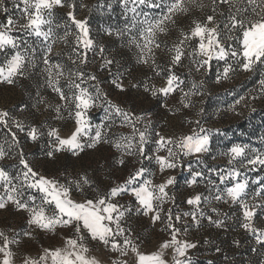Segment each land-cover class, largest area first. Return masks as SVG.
Listing matches in <instances>:
<instances>
[{"label":"rangeland","instance_id":"obj_1","mask_svg":"<svg viewBox=\"0 0 264 264\" xmlns=\"http://www.w3.org/2000/svg\"><path fill=\"white\" fill-rule=\"evenodd\" d=\"M185 2L188 7L187 14L177 13L173 17L175 23L166 22V32H157L155 36L156 43L160 45L159 48L152 45L155 64L151 58L148 64L138 62L140 49L129 43L130 35L125 26L130 25L133 16L129 11L133 7L131 2L125 8L121 0H65V4L72 3L75 7H55L51 10V15L46 16L50 24H45L42 30L47 32L51 28L52 34L48 40L19 30L18 27L13 30L11 35L17 40L18 48L7 46L5 50L0 51V66L6 67L7 60L17 51L26 59L23 75L13 77L14 82L11 84L0 81V111L9 113L6 118L7 126L0 124V150L5 153V156L0 158V169L8 173L13 185L20 187L22 195L19 198L27 201L29 206H33V202L29 200L30 196L35 197L34 204L38 206L43 194L22 186L23 166L19 163L21 154L35 172L58 180L61 184H66L69 180L75 182L82 175L87 176L90 184L82 185V191L77 190L75 183L71 185L70 195L77 202L108 193L111 188L125 182L130 174H134L141 167L146 169L144 178L151 179L154 184L163 182L169 176L174 177V183L167 188L169 199L161 205L162 219L157 221V227L152 225L155 230L166 228L165 214L171 210L173 217L178 214L182 217L176 223V227L180 229L178 239L196 244L194 249L188 250V258L192 264H264V242L258 243L256 239L258 234L264 233V209H256L252 224L259 232L253 233L241 227L244 218L239 204L232 203L230 199H214L215 195L234 183L230 180L220 182L219 174L226 175L230 169H238L242 173L238 179L249 181L247 195L244 197L249 204L259 202L253 199V193L261 188L259 181H264V166L244 168L239 163V158L229 165V156L225 154L234 144L248 145L246 152L249 157L254 155L252 149L257 153H264V86L260 83L264 80V58L256 61L250 71H245L241 67L242 33L225 27L229 23L230 11L235 13L237 8L248 9L246 13L240 14V18L251 20L257 17L248 6L247 0H230L226 4L217 0L215 14L212 0H196L195 4L187 3V0ZM256 2L257 5L264 6V0ZM201 4L203 7H200ZM4 6L7 12L0 9V24H6L9 18L20 24L25 23L21 14V0H4ZM70 10L77 20L86 21L89 38L93 40L91 50H85L82 45H78L76 37L79 30L67 15ZM164 11L166 8L163 4L161 8L137 5V12L141 13L137 19H144L143 13H147L149 17H158ZM256 11H260V8L257 7ZM208 15H214L215 24L208 26L218 27L217 39L228 55L224 59L214 55L207 65L197 71L193 57L188 55L198 44V39L194 38L183 46L181 63L171 66L173 47L183 39L181 33L189 32L194 26L193 21L205 22ZM109 30L111 35L108 34ZM117 31L124 32V35H116ZM66 32L68 35L65 37ZM134 34L139 39L136 30ZM48 46H51L50 53ZM101 46L105 49L103 58L100 54ZM74 48L87 52L86 65L79 63L76 53L73 52ZM233 51L238 53L236 57L231 55ZM46 56L50 60L49 65L43 62ZM104 58L114 62L105 67ZM196 59L202 60L206 57L197 55ZM73 60H76V63H73ZM56 64L61 65L64 75L56 77L57 69L52 67L53 79H58L59 86L69 96L78 91L71 87L70 81L80 83L74 75L70 76V73L74 74L80 69L96 77L95 80L85 77L81 83L82 88L88 89L89 93L97 98L96 106L87 110V121L91 129L90 135H94L99 126L109 143L101 142L95 148H85L79 155L63 150L55 152L51 158L47 156L53 143V138L47 135L48 131L55 128L61 137H67L75 127L74 105L65 104L60 100L59 94L48 84L47 69ZM170 66L172 72L183 81L180 85L183 92L193 93L188 98L191 104L188 108L180 103L182 92L179 90L167 97H153L150 92L144 90L145 84L156 89L164 86ZM229 66L231 71L228 77L222 78L224 68ZM157 72L161 74L157 75ZM118 75L122 78L124 91L118 90L113 84ZM218 77H221L219 82ZM134 84L138 86L133 87ZM240 97L245 99L236 105L234 110H230V106ZM58 105L59 114L55 110ZM110 105L119 107L122 113H128L136 129L146 131L144 156L135 148L132 149V155H127L113 147L122 137L132 136L133 131L124 116L117 114L115 108ZM137 117L140 119L137 120ZM16 122L21 123L25 130L20 131ZM33 126L37 127L40 133L36 141L27 135L28 129ZM200 127L208 130L210 134L207 152L185 156L175 148V144L157 150L155 141L159 136L179 141L184 136L193 134V130L199 132ZM13 134L15 140L12 139ZM135 140L139 141L138 133ZM168 148L178 152L179 163L175 169L161 172L155 157H167ZM120 159L124 160L122 165L117 163ZM194 172L201 173V176L196 177V182L189 185ZM3 194L4 188L0 187V195ZM196 195L202 197L199 206L187 204V199ZM4 199H7L6 196ZM197 207L204 213L201 217L197 212L198 223L193 221L191 215H183L196 212ZM45 208L47 214L51 215L52 208L47 205ZM208 217L213 221L221 220L223 226L216 227ZM27 220L28 213L18 211L11 202L0 209V232L12 241L9 248L13 252L14 264H23L25 257L38 259L44 249L63 247L65 238L73 236L71 228L58 226L55 231H43L29 226ZM25 232H30L31 235H25ZM128 237L137 246L138 251L144 254H150L148 250L154 244L170 239V236L166 235L148 243H138L132 236ZM117 239L123 245L124 237ZM2 243L3 240L0 239V245ZM86 246L89 248L88 255L95 257L99 264H113L114 260L119 261V264H135L136 256L130 249L127 255L122 256L119 250L113 251L110 245L106 247L90 239L86 241ZM217 248L220 249L219 252ZM172 255L171 249L165 253L164 259L168 264H173Z\"/></svg>","mask_w":264,"mask_h":264},{"label":"snow or ice","instance_id":"obj_2","mask_svg":"<svg viewBox=\"0 0 264 264\" xmlns=\"http://www.w3.org/2000/svg\"><path fill=\"white\" fill-rule=\"evenodd\" d=\"M21 2L23 3L21 14L25 23L20 24L18 21L9 18L6 24H0V29H3L0 31V51L5 50L7 46H11L14 49L18 48L17 40L11 35L12 31L17 29V27L19 30L29 32L37 37H43L45 40H48L52 34L51 28H49L47 32L42 30L45 24H50V20L46 19V16H50L51 10L55 7L67 6L69 9L75 7L72 3L65 4V0H21ZM129 2L133 5V7L129 9V11L133 13L131 23L125 26L126 32L130 35L129 43L134 44L135 47L140 49L141 54L138 58V62L148 64L151 58L152 63L155 64V53L152 45H155L156 48L160 47V45L156 43L155 36L157 32H166V22L171 21L175 23L173 17L177 13L187 14L188 7L186 6V2L185 0H121L125 8H127ZM229 2L230 0H219L221 4ZM187 3L195 4L196 0H187ZM212 3L214 5L213 13L215 14L217 0H212ZM247 3L248 6L252 8V12L257 18L251 20L240 18V14L246 13L248 9L237 8L235 13L230 11L229 23L226 24L225 27L231 30H239L242 33L241 45L243 62L241 63V67L245 71H250L252 65L256 61L264 58V6L257 5L256 0H247ZM162 4L166 8V11L162 12L160 16L149 17L147 13H143L144 19H137V17L141 15V13L137 12V5H146L149 8H161ZM81 6L84 7V5ZM17 7H19V4ZM200 7H203V5L201 4ZM257 7L260 8V11H256ZM0 9L7 12V8L4 6V0H0ZM67 15L79 30V34L76 37L78 45H82L85 50H91L93 48V40L89 38V29L86 26V21L77 20L71 10ZM221 15H223V13H221ZM209 24H215L214 15H208L206 21L203 23L193 21L194 26L190 31L181 33L183 39L173 47L174 55L171 56V66H176L181 63L182 56L184 55V51L182 50L183 46L194 38L198 39V44L188 55L193 57V63L197 65V71H200L204 65H207L214 55L219 59H224L228 55L217 39L218 27H209ZM134 30L138 32L139 39H137V36L134 34ZM108 34H112L111 30H109ZM67 35L68 33L66 32L65 37ZM116 35L122 36L124 32L117 31ZM65 37H61V39ZM141 41L143 43H141ZM104 51L105 49L101 46L100 54L102 58ZM48 52H51V46H48ZM73 52L76 53L81 65H86L88 63L86 51L80 52L78 48H74ZM197 55L206 57V59L197 60ZM231 55L236 57L238 53L233 51ZM25 59V56L21 55L19 51L13 54L11 58L7 60L6 67L0 66V81L11 84L14 82L12 79L13 77L23 75ZM43 62L45 65L50 64V60L47 56L44 58ZM72 62L76 63V60ZM113 62L112 59L104 58L103 66L106 67ZM171 66L169 67V74L166 76L164 86L156 89L150 88L145 84L144 90L150 92L153 97H157L158 95L167 97L179 90L182 92L180 103L183 107L188 108L191 106L188 98L193 93L183 92V89L180 87L183 81L172 72ZM52 67L57 69L55 73L56 77H62L64 75L61 65L56 64L50 66L47 69L48 84L53 88V91L59 94L60 100L64 101L65 104L74 105L75 127L67 137H61L58 130L55 128L48 131L47 135L53 138V143L50 150L47 152V156L51 158L54 156L55 152L63 150H68L72 152L73 155H79L85 148H95L96 145L101 142L109 143V141L104 138L105 133L99 126L95 129V134L90 135L91 129L87 121V110L90 107L96 106L95 101L97 98L93 97L88 89L82 88L81 83H83L85 77L89 80H95L96 77L80 69H77L74 74L70 73V76L74 75L80 83H76L75 80L70 81L71 87L78 91L73 92L72 95L69 96L66 95L59 86L58 79H53ZM230 71V66L225 67L222 78L226 79ZM160 74V72H157V75ZM220 79L221 77H218L217 82H219ZM260 83L264 86V80ZM113 84L118 90H125L122 78L119 75L113 80ZM132 86L137 87L138 85L134 84ZM193 87H195V85ZM244 99L245 97H240V99L236 100L235 103L230 106V110H234L235 106L240 104ZM110 106L115 108L117 114H122L124 116L125 121H128L132 126L133 131L132 136L122 137L120 141L113 144V147L118 151L125 152L127 155H132V149L135 148L141 156H144V145L147 141L146 131L136 129L128 113H122L121 109L115 105ZM55 110L59 114L60 106L58 105ZM8 116L9 113L7 111H0V124L7 126L8 121L6 118ZM136 119L139 120L140 118L137 117ZM197 124L199 125V121H197ZM16 127L20 131L25 130L23 125L19 122H16ZM137 133L139 136L138 142L135 140ZM27 135L31 140L36 141L40 135L39 129L34 126L30 127L27 131ZM157 135L159 136V133H157ZM12 139L15 140L14 134ZM209 139L210 134L208 130L200 127L199 132L193 130V134L184 136L179 141H175L171 137L166 138L164 136H159V139L156 140L155 143L158 145L157 150H159V148H164L166 145L175 144V148L183 155L187 156L207 152ZM247 149L248 145L240 144H234L228 149L225 154L229 156V165H232L239 158V163L244 168L251 166L254 169L256 166H264V153H257L255 149H252L251 151L254 155L249 157L246 152ZM4 156L5 153L3 150H0V158ZM155 159L160 166L161 172H164L166 169H175L179 163L178 152L174 151L172 148H168L167 157L156 156ZM19 163L23 166L21 173L23 176L22 186L35 189L42 193L41 204L38 206L35 205V197L32 196L29 197V200L33 202V206H29L27 201L20 199L19 197L22 195L20 187L13 185L8 173L0 169V182H3L0 184V187L4 188V194L0 195V209L5 208L6 204L11 202L18 211L22 210L28 213L27 223L29 226H35L43 231H55L58 226L73 229V236L65 238L63 247L55 249L46 248L38 259L25 257L23 264H49V261L50 264H99V261L95 257H90L88 255L89 248L86 246V241L89 239L102 243L106 247L110 245L113 251L119 250L122 256L127 255L130 249L136 256L135 264H168L164 259V255L169 249L173 252V264H192L191 260L188 258V250L194 249L196 244L178 239L180 229L176 227V223L182 219L181 215L178 214L173 217L171 210L165 214V227L167 230H170V239H166L160 243L158 251L151 254H144L138 251L137 246L128 236H125V229L121 227L120 224L126 212L131 214L132 209L124 208V206L112 202L113 197L130 190L138 205L136 212L146 216L151 214L150 219L153 223L160 221L162 219L161 212L163 211L161 205L169 199L167 188L174 183V177L169 176L163 182L154 184L151 179L144 178L146 169L141 167L136 170L134 174H130L124 184L111 188L108 193L97 195V197L91 199L85 198L82 202H77L73 200L70 195L72 190L71 185L75 183L77 190L82 191V185L90 184L87 176L82 175L80 179L75 182L69 180L66 184H61L58 180L50 179L35 172L22 154ZM117 163L122 165L124 160L120 159ZM210 171L216 170L210 169ZM241 175L242 173L234 168L230 169L226 175L220 173L219 178L221 183H224L226 180L233 181L234 183H232L231 187H227L225 190L215 195L214 199L217 201L230 199L232 203L239 204L244 218L241 227L246 231L257 233L259 230L253 227L252 218L256 214L257 208L264 209V181H259L261 188L253 193V199L259 200V202L249 204L244 199L247 195L246 189L248 188L249 181L247 179H238ZM192 176V180L188 182L189 185L195 183L196 177L201 176V173L194 172ZM5 196L7 198L6 200L4 199ZM201 200L202 197L196 195L188 198L186 202L189 205L199 206ZM45 205L52 208L51 215L47 214ZM122 208L123 210H121ZM213 211H215V209H213ZM197 212H199L201 217L204 215L198 207L196 212L184 213L183 215H191L193 221L198 223ZM208 219L218 228L223 226L221 220L213 221L211 217H208ZM113 225H115V227H113ZM186 230L187 229H185V231ZM24 234L31 235L30 232H25ZM117 237H124L123 245L120 244ZM0 239L3 240L2 245H0V254H2L0 255V264H14L13 252L9 248L12 241H10L3 232H0ZM256 239L258 243L264 242V233L258 234ZM216 250L217 252L220 251L219 248ZM113 264H119V261L114 260Z\"/></svg>","mask_w":264,"mask_h":264},{"label":"built area","instance_id":"obj_3","mask_svg":"<svg viewBox=\"0 0 264 264\" xmlns=\"http://www.w3.org/2000/svg\"><path fill=\"white\" fill-rule=\"evenodd\" d=\"M122 206H124V208L132 209L131 214L126 212L121 224L125 229L126 236H132V238L138 243H148L157 238H163L166 235H169V230L164 227L155 230L152 227V224L149 223L146 215L136 212L138 205L135 198L129 197L125 199Z\"/></svg>","mask_w":264,"mask_h":264},{"label":"crops","instance_id":"obj_4","mask_svg":"<svg viewBox=\"0 0 264 264\" xmlns=\"http://www.w3.org/2000/svg\"><path fill=\"white\" fill-rule=\"evenodd\" d=\"M122 184H124V182H120V185H122ZM118 185H119V184H118ZM129 197H133V198H135V197L131 194L130 191H125V192L119 194L118 196L113 197V198H112V202H115V203H118L119 205H122V203L124 202V200L127 199V198H129ZM121 210H122V209H121ZM150 215H151V214H150ZM150 215H147V216H146L147 219L150 221V223H151L154 227H157V225H158V224H157V221H156L155 223H153V221L150 219ZM160 243H162V242H158V243L154 244L153 246H151V247L149 248L148 251L150 252V254H151V253H154V252H156V251H158ZM148 254H149V253H148ZM164 258H165V255H164Z\"/></svg>","mask_w":264,"mask_h":264}]
</instances>
